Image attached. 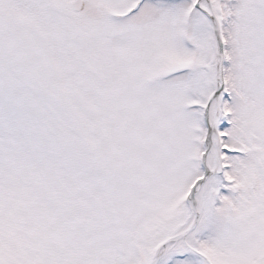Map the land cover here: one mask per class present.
<instances>
[{"label": "snow or ice", "instance_id": "obj_1", "mask_svg": "<svg viewBox=\"0 0 264 264\" xmlns=\"http://www.w3.org/2000/svg\"><path fill=\"white\" fill-rule=\"evenodd\" d=\"M0 264H264V0H0Z\"/></svg>", "mask_w": 264, "mask_h": 264}]
</instances>
